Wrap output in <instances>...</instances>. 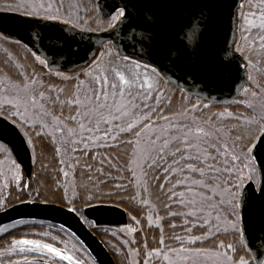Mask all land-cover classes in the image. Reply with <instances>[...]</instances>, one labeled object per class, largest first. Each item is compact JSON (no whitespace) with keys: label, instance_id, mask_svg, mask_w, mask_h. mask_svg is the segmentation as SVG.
<instances>
[{"label":"snow or ice","instance_id":"snow-or-ice-1","mask_svg":"<svg viewBox=\"0 0 264 264\" xmlns=\"http://www.w3.org/2000/svg\"><path fill=\"white\" fill-rule=\"evenodd\" d=\"M9 12L35 27L27 39L0 27V123L51 177V196L24 178L0 129L11 173L0 214L58 201L108 233L87 209L147 205L151 241L135 239L132 216L120 247L108 244L127 264H264V73L250 71L264 59V0H0ZM48 30L72 37L70 50L59 36L43 47ZM237 71L250 87L229 97L234 112L216 91L227 81L235 93ZM29 223H0V264H89L65 243L70 225Z\"/></svg>","mask_w":264,"mask_h":264},{"label":"water","instance_id":"water-1","mask_svg":"<svg viewBox=\"0 0 264 264\" xmlns=\"http://www.w3.org/2000/svg\"><path fill=\"white\" fill-rule=\"evenodd\" d=\"M105 3L112 4L114 0H105ZM22 17H20L16 13H2L0 14V27L4 30L12 31L17 35L23 36L25 39L29 37V33L34 30L35 26H30L28 22L22 21ZM238 31L234 30L233 38L238 40ZM51 36H59L66 42V47L63 51H69L70 46L74 43L73 38L70 36H64L62 33L58 31L48 30L45 31L44 36L41 39V44L43 47L48 49V40ZM86 47V45H82V51ZM49 51L57 52V49H49ZM75 59V58H74ZM68 61L64 62V68L62 71H67L66 68L70 67ZM76 67L77 72L79 71V67ZM236 83L238 84L237 90L235 93L232 92L230 82H224L219 85V88L222 91H216L217 96H222L224 98V102L229 101V97H237L241 92V87L245 86V81L243 79V73L237 71L235 76L233 77ZM0 129L3 130L5 139L11 140L13 143L9 145L10 148L13 149V156L16 157V152L20 153L18 158V162L22 160V168L25 172V175L28 177V173L32 172L33 161L30 160L29 156L25 152L19 137L12 131L6 124L0 123ZM60 204L50 203L48 205L43 204H23L19 205L5 214H0V223H8L12 220H19L21 218L27 219L29 221H39L45 223H51L57 226H61L62 224L67 229L69 225L71 226L70 231L75 232V238L84 246V248L88 251V253L92 256V258L97 259L98 264H117L113 255L105 246L103 241L88 227L83 226L76 217L69 214L66 211H62L59 209ZM86 214L89 215V219H94L98 224H102L103 226L108 227H120L128 224V213L127 211L113 204H105V205H97L94 208L87 209Z\"/></svg>","mask_w":264,"mask_h":264},{"label":"trees","instance_id":"trees-1","mask_svg":"<svg viewBox=\"0 0 264 264\" xmlns=\"http://www.w3.org/2000/svg\"><path fill=\"white\" fill-rule=\"evenodd\" d=\"M245 10L246 11L248 10L247 5H246ZM242 34L244 37V33H242ZM263 66H264V59H261L257 62V68L255 69L257 79L260 78L261 73H264ZM224 106L230 107V110H232L234 112L237 110L236 105H229V103H226V104H224ZM217 110H220V109L218 108ZM239 110L242 111L244 109L239 108ZM37 153L42 154L43 156H46L48 158L44 161L45 164H48V160L52 159L51 153L49 151H47L46 149H44L43 146H41L37 149ZM49 167H51V166H49ZM53 174H55V173H53ZM24 178L28 179V177L25 174H24ZM74 179H76V178H74ZM50 180H51V177L48 175L47 172H43L41 170L39 163L33 162V168H32L30 183L33 185H37L38 187L41 188L42 191L45 192L46 195L51 196V192L48 190ZM10 198L14 199V196H10ZM52 199L54 201H56L55 197H52ZM54 203L59 204L58 201H56ZM119 206L124 208L129 214V224L128 225L136 226L134 221H132V219H131L132 216H136L137 219H139L141 221V229H143V232L137 231V233H135V239L137 241H139L142 239V237H148L149 241H151V237L153 235H155L156 231H158V230L150 229L146 223V218L148 215H152V218L155 221L157 219L156 212L151 211L147 205H142L139 208H137L136 205H128L125 203H121V204H119ZM138 212H139V214H137ZM160 215H163V213L161 212ZM31 222H33V221H30V223L25 226V230H29V229H34L36 231L48 230V231L52 232L53 234H55L56 229L60 228V226H57V225H54L51 223H45V222H39V221H34L35 223H31ZM176 222L178 223V221H176ZM163 226L165 227V229H167L166 223H164ZM103 228H107V227H103ZM91 229L105 243L107 248L112 253L117 264H123V262L120 258V253L114 252L113 249L108 246L109 243L114 244L117 247L120 246L119 238L117 236L113 237L110 234V233H112V231H115L118 228H107L109 230L108 233H104L103 231L98 232L96 229H93V228H91ZM45 239H47V238H45ZM65 243L67 244V246L69 248L71 247V245H73L76 248H79L81 246L80 242L75 237H72V236H69L65 240ZM85 254H86L87 260L89 261V264H90L92 257L90 256V254L87 251H85Z\"/></svg>","mask_w":264,"mask_h":264},{"label":"rangeland","instance_id":"rangeland-1","mask_svg":"<svg viewBox=\"0 0 264 264\" xmlns=\"http://www.w3.org/2000/svg\"><path fill=\"white\" fill-rule=\"evenodd\" d=\"M255 9H253L254 11ZM241 41L239 42V46L241 45ZM263 69H264V66H263ZM250 71H252V74L256 77V73H255V69H250ZM257 78V77H256ZM244 111V110H242ZM14 158V156H13ZM9 167H10V160H8L7 158H5L4 156L0 155V189L3 188V185H4V182L6 179H9L10 178V175L11 173L9 172ZM23 170V169H22ZM24 173V171H23ZM10 192H11V185L9 184L8 188L7 189H3V194L5 196H9L10 195ZM152 213V212H151ZM153 214V213H152ZM129 227H136V226H133V225H128V226H124V227H121V228H118L117 230L115 231H112V233H117V237L119 238V241H121L122 239H124L123 235L120 234V229H125L127 230V228ZM140 228H141V224H140ZM139 231V230H138ZM135 236V234H134ZM74 246L71 245L70 248H73ZM120 247V246H118ZM76 248V247H75ZM123 251V250H121ZM85 255V258L87 259V256L86 254L84 253ZM120 258L123 262V264H127V262L125 261V258L123 255L120 254ZM131 259V257H129V260Z\"/></svg>","mask_w":264,"mask_h":264}]
</instances>
